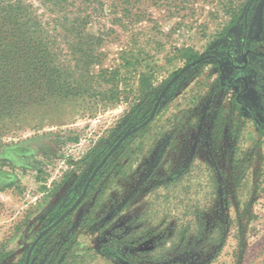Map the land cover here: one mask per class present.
Instances as JSON below:
<instances>
[{
  "label": "rangeland",
  "instance_id": "obj_1",
  "mask_svg": "<svg viewBox=\"0 0 264 264\" xmlns=\"http://www.w3.org/2000/svg\"><path fill=\"white\" fill-rule=\"evenodd\" d=\"M31 1L45 13L39 0ZM248 2L91 0L87 33L98 38L96 59L86 80L83 63L76 66L73 79L82 89L0 114V264H10L12 254L24 259L116 141L149 116L166 82L227 36ZM255 6L264 14V0ZM58 36L57 55L68 64L66 34ZM219 88L209 60L173 81L148 124L96 172L91 196L51 233L47 256L35 264L57 254L60 264H115L95 249L106 230L138 248L145 264L173 263L189 251L199 264H264V139L243 124L235 154L231 140L222 149L238 125L230 114L223 118L229 111ZM210 93L216 97L208 103ZM86 218L96 219L94 230L83 226Z\"/></svg>",
  "mask_w": 264,
  "mask_h": 264
},
{
  "label": "trees",
  "instance_id": "obj_2",
  "mask_svg": "<svg viewBox=\"0 0 264 264\" xmlns=\"http://www.w3.org/2000/svg\"><path fill=\"white\" fill-rule=\"evenodd\" d=\"M39 1L45 16L37 12L31 0H0V114L21 110L39 97L82 89L73 79L79 63L84 65L82 78L91 76L89 66L96 59L93 49L98 39L87 33L95 11L89 5L91 0ZM61 32L70 37L62 39L70 50L68 64L57 55ZM107 166L108 161L101 170ZM91 190L86 198L91 196ZM95 220L86 218L83 226L88 227ZM121 243L122 238L110 241L114 250L122 248ZM125 253V258L114 252L109 258L116 264H144L143 258L131 255L129 250Z\"/></svg>",
  "mask_w": 264,
  "mask_h": 264
},
{
  "label": "flooded vegetation",
  "instance_id": "obj_3",
  "mask_svg": "<svg viewBox=\"0 0 264 264\" xmlns=\"http://www.w3.org/2000/svg\"><path fill=\"white\" fill-rule=\"evenodd\" d=\"M257 1L258 0H249L247 7L245 8V11L243 13V16L238 22L237 26L232 28L227 34V36L223 37L222 40L219 41L213 49L206 53L203 56V59L201 60H209L214 63L215 71L217 74V81L220 85V92L217 93L218 100L220 103L222 102L223 106L229 111L228 114H223V118L229 119L228 116L230 114L235 120L233 123L235 125H238L234 127V131L231 135L226 133V136L228 137L225 138V141L223 140L225 144L224 146L222 145V149L224 150L226 144L229 146V142H227V140H231L232 143L230 147H232L231 152L233 154H235L237 150L236 142L240 140L239 126L241 128L243 124L248 125V130L252 131L253 137H264V53L260 52L264 49V38L262 37V34H264V14L256 9L255 3ZM179 76L177 77V79L179 78ZM212 96L216 97V95H213L212 93L207 95L206 102H213ZM225 110L226 109H224V111ZM209 118L212 119L210 121L208 131L212 133L211 128L214 125L215 120L213 118L215 117L210 114ZM224 119L222 120L224 121ZM225 130L226 129L224 128V131ZM88 189L89 188H87L85 196L88 192ZM81 202L65 218H63L57 224L53 225L54 222L60 217V215L63 214L74 203V200L71 204L64 206L60 210L61 212L59 216L55 218L52 222H50L48 225H46L42 230H40L35 236V238L30 242L29 246L26 249L24 259L22 260L19 258L20 254H18L16 258L15 255L12 254L10 255L12 257V262H10V264H35L36 259L39 256H47V246L50 243L49 238H51V233L58 229L62 223L68 221L66 220V218L69 217L70 219L71 214L74 213V211L81 204ZM103 225L104 224L100 223L98 228ZM48 227L49 229L37 240V242L32 247L34 240L39 236V234L43 230ZM89 229L94 230L92 228V225L89 226ZM111 231L112 230H106L105 232L107 236L104 235L103 238L96 239L95 249L98 254L104 256V258H107L111 262L113 261L109 257L110 253L113 252L114 254L117 253L118 255H120V257H124L126 254L125 252L129 250L131 255H136L134 252H138L139 249L128 245L126 246V244L122 245V248L114 250L110 245V241L112 240L110 237V235L112 234ZM122 237L123 235L117 236V239H120ZM61 239V246H67L65 250L72 246L71 245L68 247V244H72V242H68V236H66V238L62 237ZM29 251L30 254H28ZM189 253L190 254H185L186 256L176 259L173 263L169 264H199L195 262L196 257H194L192 252L189 251ZM62 258L63 255L61 256L57 254L55 257L50 259L49 262L48 260H45V258L43 259V262L46 261V264H60L61 262H63ZM155 264L167 263L159 262Z\"/></svg>",
  "mask_w": 264,
  "mask_h": 264
},
{
  "label": "water",
  "instance_id": "obj_4",
  "mask_svg": "<svg viewBox=\"0 0 264 264\" xmlns=\"http://www.w3.org/2000/svg\"><path fill=\"white\" fill-rule=\"evenodd\" d=\"M203 59V56H200L199 58H197L196 60L186 64L184 67H182L177 73H175L166 83V86L164 88V90L161 92L160 96L158 97L157 101L155 102L152 111L150 112L149 116L141 123H139L138 125L134 126L133 128H131L130 130L126 131L114 144V146L109 150V152L103 157V159L97 164V166L94 168V170L92 171V173L90 174L82 193L80 194V196L74 200V203L63 213L60 215V217L54 222L53 225L57 224L58 222H60L63 218H65L71 211H73L75 209V207L81 202L80 200H82L85 196V193L87 191V188L90 184V181L92 180V178L95 176L96 172L101 168V166L105 163V161L108 159V157L112 154V152L121 144V141H124L128 136H130L132 133L140 130L142 127H144L145 125L148 124V122L153 118L155 111L157 110L159 103L161 101V98L164 96L166 89L168 87H170V85L172 84V82L177 79V77L183 73L184 71H186L191 65H194L198 62H200ZM49 229L46 228L45 230H43L39 236L34 240L33 245L37 242V240ZM31 251V250H30ZM30 251L28 254H30Z\"/></svg>",
  "mask_w": 264,
  "mask_h": 264
},
{
  "label": "crops",
  "instance_id": "obj_5",
  "mask_svg": "<svg viewBox=\"0 0 264 264\" xmlns=\"http://www.w3.org/2000/svg\"><path fill=\"white\" fill-rule=\"evenodd\" d=\"M257 138L258 141H260L259 139H264V137H260V136H254Z\"/></svg>",
  "mask_w": 264,
  "mask_h": 264
}]
</instances>
